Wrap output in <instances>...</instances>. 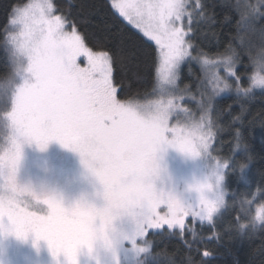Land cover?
Wrapping results in <instances>:
<instances>
[{
  "label": "snow or ice",
  "instance_id": "obj_1",
  "mask_svg": "<svg viewBox=\"0 0 264 264\" xmlns=\"http://www.w3.org/2000/svg\"><path fill=\"white\" fill-rule=\"evenodd\" d=\"M259 3H251L250 10L257 11ZM112 7L159 47L162 85L175 83L176 70L185 57L197 58L190 51L195 49L188 0H113ZM53 8L50 0H41L15 8L10 16V23L21 26L11 36L14 56L24 62L16 71L22 83L14 89L12 110L6 113L11 134L0 155V228L18 237L34 233L37 239L48 242L54 255L63 254L66 264H78L82 249L91 250L98 242L112 244L114 222L119 217L135 219V232L123 239L126 246L139 252L145 251L140 238H147L149 230L178 228L183 235L187 217L210 220L223 201L220 193L209 196L211 183L195 185L200 199L193 207L157 190L154 180L158 175L156 153L162 146L172 145L197 155L198 150L209 148L212 132L205 131L199 121L170 126L169 117L177 107L172 99L157 102L151 111L118 101L111 57L88 48L75 25L70 32L65 31V18L54 15ZM197 8H202L200 0L192 5L193 10ZM185 18L188 23L181 26ZM81 56L87 67L77 63ZM221 62L239 81L234 53L223 56ZM254 62L264 66V60ZM203 63L219 66L220 62L204 59ZM212 76L220 80L217 72ZM252 83L264 85V75L256 71ZM236 86L240 87L239 83ZM228 87L225 83L224 88ZM53 139L80 152L99 182V204L81 200L65 207L56 197L46 196V214L29 211L33 207L29 201L36 194L16 181L21 145L34 140L44 147ZM220 178L217 175V183ZM256 215L264 217V205ZM204 255L211 253L205 251Z\"/></svg>",
  "mask_w": 264,
  "mask_h": 264
},
{
  "label": "trees",
  "instance_id": "obj_2",
  "mask_svg": "<svg viewBox=\"0 0 264 264\" xmlns=\"http://www.w3.org/2000/svg\"><path fill=\"white\" fill-rule=\"evenodd\" d=\"M29 1L0 0V81L10 73L9 52L4 44L10 16ZM195 1L190 0L188 6L193 12V56L222 59L234 53L235 71L240 76L239 81L227 78L230 90L208 100L213 122L212 153L225 164L226 202L210 223H193L183 235L177 230H149L146 239L150 252L140 264H264V220L258 222L255 218L256 207L264 204V88L252 84L257 66L254 60H262L258 49L264 44V0L255 12L249 5L258 0H200L202 8L193 10ZM52 3L54 12L65 18L69 28L75 25L88 48L111 57L112 81L119 100L147 101L153 97L159 47L122 18L112 7V0ZM207 83V73L196 61L190 59L182 65L179 85L192 91L194 99L186 101L191 108H197L198 99L210 96ZM71 169L75 177L57 171L55 184L65 185L55 188L58 191L54 194L59 197L62 188L68 186L79 200L95 199L84 188L85 180L80 175L83 165ZM95 184L97 195L100 185ZM125 220L127 225H136L133 217L122 216L114 222V228ZM36 244L39 261L48 263L49 257L52 264H66L63 254L54 255L46 240L36 238ZM111 245L98 242L91 250L82 249L78 264H105L100 247ZM205 251L211 255L203 256ZM31 262L22 258L15 264Z\"/></svg>",
  "mask_w": 264,
  "mask_h": 264
},
{
  "label": "rangeland",
  "instance_id": "obj_3",
  "mask_svg": "<svg viewBox=\"0 0 264 264\" xmlns=\"http://www.w3.org/2000/svg\"><path fill=\"white\" fill-rule=\"evenodd\" d=\"M40 2L41 0H30L27 4ZM50 2L52 3V0H50ZM189 3L190 0H188V6ZM117 12L119 13V10H117ZM53 14L57 15L54 12V8ZM119 15L127 20L133 27L144 33L143 29L137 28L132 21H129L120 13ZM187 23L188 20L187 18H185V20L181 22V26ZM20 27L21 26L19 24L10 23L9 20V26L4 40V44L8 49L10 57V73L0 81V155L3 154L4 149L8 146L9 136L11 134V129L6 117V113L12 110V95L14 89L22 83V79L20 76L16 75V71L22 68L24 61L22 57L14 56V46L11 43L12 34L18 32L20 30ZM71 30L72 28H69L66 23L65 31L70 32ZM190 51L192 53V49H190ZM192 57H195L193 56V53ZM190 59L196 61L201 66V68L206 71L208 76L207 85L210 89L209 97L206 96L205 99L200 98L196 101L197 108H191L188 104H186L187 100L194 99L193 93L190 88H181L179 85L181 67ZM204 59L220 62L219 66L216 63L206 65L203 63ZM221 61L222 59H210L207 57H185V59L180 62L176 70L175 83L162 85L158 73V51L156 90L153 97L147 101L125 102L119 100L116 96V99L118 101L137 106L141 111L154 110L157 102L172 99L177 107L173 110L172 114L169 117L170 126L176 125L177 123L184 125L199 121L204 125L205 131L210 130L212 132V139L209 148L206 150H198L197 155H191L182 152L172 145H164L156 153L158 175L154 180V184L157 190H163L165 192L171 193L185 204L191 205L193 207L198 206L200 199V193L197 192L195 188V185L197 184L207 181L213 185V190L211 193H209V196L214 198L216 193H220L223 196V201L220 203L219 207L214 212L210 220L193 218L192 216H189L186 218V225L188 227H185L184 230L190 228L191 224L193 223H210L224 208L226 202V189L223 182V169L225 164L221 160L215 158L212 153L213 122L210 115L211 105L208 103V100H210L212 96L224 94L231 88V84L227 80V78H230L232 76H230L223 68ZM77 63L82 68L87 67L86 59L83 56L77 59ZM235 67L236 64L234 66V70ZM256 71H259L261 75H264V66H260L257 64L255 72ZM213 72H217L219 74V81L213 79ZM225 83L229 84L228 88H224ZM112 85L113 87H115L113 81ZM253 85L256 87L264 88V85ZM218 161L223 165V167L219 166ZM82 162L83 158L80 152L73 149L72 147L65 146L59 140H50L44 147H41L34 140L24 141L21 145V157L16 168V181L20 186L27 187L31 190V192L36 194L35 197L31 198L29 201L30 205L33 206L29 207V211L37 212L39 215L46 214L48 206L43 204V197L46 196L56 197L57 199L62 201L65 207H70L76 202L81 201L79 200L80 197L78 198L76 194L68 191V186L62 188L63 192L58 195L59 197L54 194V190L58 191V189L55 188L65 185V183L55 184L56 182H58L57 179L59 174L57 171H67L68 173H71L70 176L75 177L74 169H71V166L73 165H83L84 170H82L83 173H81L80 175H82L83 180H85V186L87 185V187L84 186V188L92 192V196H95V199L91 198L90 202L99 204L101 200L93 191V188H96L95 182H98V180L84 164V162ZM217 175L221 177L218 183ZM0 188H2V185H0ZM83 192H85L84 189ZM37 197L40 199H37ZM23 198L24 197H22V199ZM260 206L261 205L257 206L255 209V218L258 222H262L264 220V217H257L256 215L257 209ZM5 223L7 222L5 221ZM127 224V220L121 221V226H116V228H114L115 231L113 232L114 237L111 246L106 248L102 246L100 247L101 249H103V251L99 254L104 260L103 263L140 264L142 258L146 257L149 254L150 244L144 237L140 238V245L145 247V251L143 252L137 251L135 247H132L130 245H125L123 237L125 235L133 234L136 229V225ZM170 230H177L180 232V229L178 228H172ZM37 251L38 247L36 244V237L34 233H28L24 237H18L13 231L8 230L7 228H0V264H15L17 260H21L22 258L27 261H32L31 263L33 264H52L49 257L48 263L39 261V259L37 258Z\"/></svg>",
  "mask_w": 264,
  "mask_h": 264
},
{
  "label": "clouds",
  "instance_id": "obj_4",
  "mask_svg": "<svg viewBox=\"0 0 264 264\" xmlns=\"http://www.w3.org/2000/svg\"><path fill=\"white\" fill-rule=\"evenodd\" d=\"M258 52H259V56L262 58V60H264V44L260 45Z\"/></svg>",
  "mask_w": 264,
  "mask_h": 264
}]
</instances>
